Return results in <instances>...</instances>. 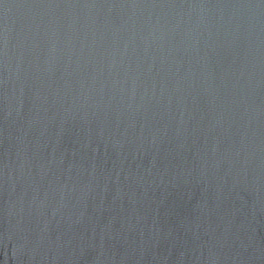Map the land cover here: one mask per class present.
Wrapping results in <instances>:
<instances>
[{"label": "water", "instance_id": "95a60500", "mask_svg": "<svg viewBox=\"0 0 264 264\" xmlns=\"http://www.w3.org/2000/svg\"><path fill=\"white\" fill-rule=\"evenodd\" d=\"M0 177L264 264V0H0Z\"/></svg>", "mask_w": 264, "mask_h": 264}]
</instances>
